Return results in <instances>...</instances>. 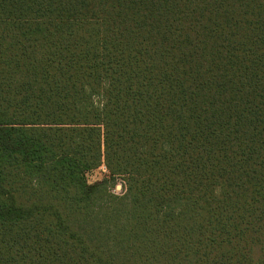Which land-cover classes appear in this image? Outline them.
Returning <instances> with one entry per match:
<instances>
[{
    "label": "trees",
    "instance_id": "16d2710c",
    "mask_svg": "<svg viewBox=\"0 0 264 264\" xmlns=\"http://www.w3.org/2000/svg\"><path fill=\"white\" fill-rule=\"evenodd\" d=\"M0 264H264V0H0Z\"/></svg>",
    "mask_w": 264,
    "mask_h": 264
},
{
    "label": "rangeland",
    "instance_id": "374dc122",
    "mask_svg": "<svg viewBox=\"0 0 264 264\" xmlns=\"http://www.w3.org/2000/svg\"><path fill=\"white\" fill-rule=\"evenodd\" d=\"M108 174V171L106 169L105 166H101L99 169L95 170L91 176L89 177V181L90 182H95L98 180H102L103 178L106 177V175ZM110 186V190L112 193L121 195L125 192L126 186H125V182L122 178H118L114 181H111L109 183Z\"/></svg>",
    "mask_w": 264,
    "mask_h": 264
}]
</instances>
